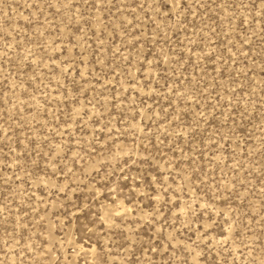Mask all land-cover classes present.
<instances>
[{"label":"rangeland","instance_id":"rangeland-1","mask_svg":"<svg viewBox=\"0 0 264 264\" xmlns=\"http://www.w3.org/2000/svg\"><path fill=\"white\" fill-rule=\"evenodd\" d=\"M0 264H264V0H0Z\"/></svg>","mask_w":264,"mask_h":264}]
</instances>
